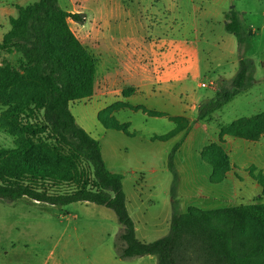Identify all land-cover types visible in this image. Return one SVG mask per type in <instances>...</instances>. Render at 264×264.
I'll use <instances>...</instances> for the list:
<instances>
[{
    "label": "rangeland",
    "instance_id": "374dc122",
    "mask_svg": "<svg viewBox=\"0 0 264 264\" xmlns=\"http://www.w3.org/2000/svg\"><path fill=\"white\" fill-rule=\"evenodd\" d=\"M36 1L0 0V43L11 28V19L19 15L22 7ZM58 3L68 12L83 14V23L69 20V25L97 65L92 95L72 101L70 110L78 124L99 141L110 169L125 173L127 207L139 239L153 241L170 229L165 189L171 185L172 175L167 161L178 139L153 140L151 136L167 133L174 125L184 137L194 124L206 123L213 131L210 143L220 145L226 152L230 166L227 174L233 172L241 179L249 176L261 187L260 196L254 195L250 202L236 200L240 204L264 203V0H58ZM229 10L239 12L243 28L252 33L240 48L235 35L225 30V12ZM138 36L144 37L141 39L144 43L152 39L153 44L165 40L166 36L173 37L175 45L169 44L187 48L178 54L172 69L162 75V81L170 85L171 94L180 98L174 109L165 108L168 104L160 95L154 96V102L148 95L134 97L137 94L134 80L125 79L134 71L126 70L125 61L119 64L123 69L112 70V79L106 77L108 58L119 54L124 60L129 58L127 50ZM153 46L152 50L160 52L159 45ZM241 58L251 65L244 89L199 119L203 105L230 84ZM22 62L19 52L0 48V67L6 63L17 67ZM203 82L212 83L201 86ZM27 93L25 85L0 93L2 148H15L21 138L30 137L25 133L28 125L35 129L43 123V111L34 104L28 105L31 111L25 107L17 116L9 114L15 103L22 99L28 101ZM186 97L191 99L186 101ZM145 107L167 109L175 124L160 116L161 113L157 112L156 117L142 112L140 109L145 111ZM98 115L128 122L130 135L106 129ZM253 117H260L256 124L259 129L250 126L249 137L224 132L232 123ZM41 135L46 138L45 133ZM201 140L203 136L197 131L196 141ZM186 153L185 150L175 153L174 164ZM79 166L92 175L84 160ZM179 169L182 180H187L190 168ZM131 170L136 171V179L130 175ZM43 183L49 185L50 191L59 192L76 186L73 182H60L55 187L49 181ZM139 187H142L141 198L137 192ZM178 188L179 180L175 195L178 205L182 206L183 195L178 193ZM236 200L229 203L239 205ZM119 229L115 213L94 203L83 201L56 206L28 197L15 201L0 199V264H157L156 257L149 255L119 259L114 244Z\"/></svg>",
    "mask_w": 264,
    "mask_h": 264
},
{
    "label": "trees",
    "instance_id": "16d2710c",
    "mask_svg": "<svg viewBox=\"0 0 264 264\" xmlns=\"http://www.w3.org/2000/svg\"><path fill=\"white\" fill-rule=\"evenodd\" d=\"M225 17V30L234 34L238 47H242L252 33L243 28L239 12L229 10ZM69 20L83 23L84 16L64 10L58 0H37L22 7L19 15L11 19V28L0 43V48L19 52L24 60L17 67L7 63L0 67V93L19 85L28 88V101L15 103L9 114L17 116L25 107L30 110L29 104L43 111L40 126H27L25 133L30 134L29 138H21L12 149L0 147V199L28 197L56 206L84 201L109 208L120 224L114 244L122 260L152 255L157 264H264V203L209 210L189 208L185 212L180 209L175 195L179 176L174 164L180 142L172 148L167 161L172 175L169 232L153 241H142L136 236L123 174L108 169L99 141L78 124L70 110L72 101L92 95L97 65ZM250 67L247 60H239L230 84L203 105L199 119L244 89ZM259 118L240 119L224 132L249 137L250 126L259 129ZM98 119L106 129L130 135L128 123L100 115ZM177 132L175 129L155 139L167 140ZM256 137L257 134L253 136ZM202 157L212 166L211 182L222 181L230 169L226 152L220 145L210 143ZM83 160L92 175L79 166ZM46 181L51 182V187L60 182H73L76 186L65 192L50 191L49 185L43 183Z\"/></svg>",
    "mask_w": 264,
    "mask_h": 264
},
{
    "label": "crops",
    "instance_id": "0c3cea01",
    "mask_svg": "<svg viewBox=\"0 0 264 264\" xmlns=\"http://www.w3.org/2000/svg\"><path fill=\"white\" fill-rule=\"evenodd\" d=\"M142 38L144 37L138 36V38H133L135 43L132 44V46L127 50V54L129 55V58L126 57L125 58L126 60L122 59L120 57V54L113 56V58L112 57L108 58L109 64H106L107 65L106 77L107 79L110 78L112 79L114 75L113 73H111L113 72L112 70L116 69L117 71H120L121 69H123L121 68L120 65L122 62L125 61L127 66L126 70H130L132 68L134 71V74L133 73L127 74V76L125 77V79L134 80V87L136 88L135 94L137 93L136 95H134V97L138 96V94H143L145 95V97H147L148 95L151 97V100L154 102L155 101L154 96L160 95L162 96L161 98L163 99L162 101L168 104V106H165V108L170 107L171 109H174V104L177 103L180 98L177 99L174 95L171 94L170 85L162 81V75L167 74V72H169L172 69L173 64L177 62L176 60L178 54L181 53L183 54L187 50V48L181 45L173 47L171 44H169V42H171L172 44L176 43L175 38L173 37L168 38L166 36L164 38L165 40L160 39L158 41H155L154 44L152 42V39L149 43H144L143 41H141ZM153 45H159L160 52H156L155 50H152L153 48H155ZM155 54L158 56H156ZM115 60L117 61V63H115ZM146 68L148 69V71H146ZM143 95L142 97H144ZM184 99H186V101H189L191 98L187 99L186 97ZM165 108L163 109L146 108L147 110L145 111L143 109L140 110L144 113H148L150 110L161 113L160 116L167 117L170 120V122L175 124L173 120V115L168 113L167 109ZM183 109H185V107H182V110ZM152 116L157 117L158 115L153 114ZM123 123H128V122H123ZM175 128L176 125L171 127L170 131H168L167 133L154 134L151 136V139L158 140L155 139V136L166 135L170 132H173ZM197 131H199V133H201L203 136V140H201L200 142H197L198 140L196 141ZM212 133H213L212 129L206 123L199 122L194 124V126L185 134L184 137L181 136L182 135L181 133H177V135L171 137L172 139L173 138L178 139L176 144L180 142V145L176 152L177 155L179 153L184 152V150L187 152L183 157L181 156L182 159L179 158V160L175 161V166L178 175L180 173V169H179L180 167L187 166L190 168V171L187 173L186 176L187 180L186 179L182 180L183 177L179 175L178 193L179 194L181 193L183 195L181 196L182 206L180 204V208L183 212L187 211L189 208L209 210V209H217L221 207H228V206H232L229 202H233L236 199L240 201H242V199H246L247 201H249L252 199L254 195L260 196V191H261L260 185L253 178L249 176L241 179L240 177H237L233 172H230L226 175V177L222 181L217 183L211 182L210 178L212 174V166L210 165V163H208L206 160L203 159L202 152L211 142ZM196 145H198V147H194ZM192 152H194V154H192ZM195 163L198 164L199 170L200 171L202 170L203 172L202 175L196 168ZM107 167L110 171L115 172L112 169H110L108 165ZM129 173L131 176H133L134 179L138 177L136 175V171L134 170H131ZM123 174L125 180L126 177L125 173ZM202 177L203 180H201ZM184 183H188V184L184 186ZM170 186H168L167 189H165V194L167 195V204L169 205V210H170L169 212L171 216ZM137 192L139 196L140 195L142 196V187L141 188L139 187ZM126 198H127V206H128L129 199L127 194H126ZM237 200L236 203L240 204V202H238ZM130 215L132 214L130 213ZM135 228L138 232L136 225ZM149 257L153 258L155 256L149 255Z\"/></svg>",
    "mask_w": 264,
    "mask_h": 264
},
{
    "label": "built area",
    "instance_id": "2783aa9c",
    "mask_svg": "<svg viewBox=\"0 0 264 264\" xmlns=\"http://www.w3.org/2000/svg\"><path fill=\"white\" fill-rule=\"evenodd\" d=\"M212 82H209L208 84H206L205 82H203L202 84H201V86H208L209 84H211Z\"/></svg>",
    "mask_w": 264,
    "mask_h": 264
}]
</instances>
